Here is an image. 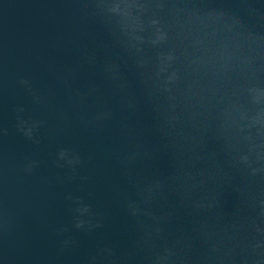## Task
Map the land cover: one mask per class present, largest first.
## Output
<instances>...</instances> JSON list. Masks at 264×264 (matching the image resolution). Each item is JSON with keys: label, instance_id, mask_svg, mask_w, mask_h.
Wrapping results in <instances>:
<instances>
[{"label": "water", "instance_id": "1", "mask_svg": "<svg viewBox=\"0 0 264 264\" xmlns=\"http://www.w3.org/2000/svg\"><path fill=\"white\" fill-rule=\"evenodd\" d=\"M0 264H264V0H0Z\"/></svg>", "mask_w": 264, "mask_h": 264}]
</instances>
